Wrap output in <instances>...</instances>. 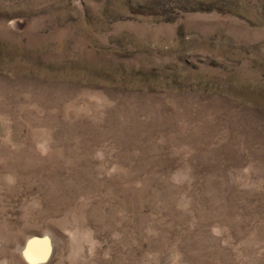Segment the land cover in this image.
Instances as JSON below:
<instances>
[{
    "label": "rangeland",
    "instance_id": "374dc122",
    "mask_svg": "<svg viewBox=\"0 0 264 264\" xmlns=\"http://www.w3.org/2000/svg\"><path fill=\"white\" fill-rule=\"evenodd\" d=\"M264 264V0H0V264Z\"/></svg>",
    "mask_w": 264,
    "mask_h": 264
},
{
    "label": "water",
    "instance_id": "95a60500",
    "mask_svg": "<svg viewBox=\"0 0 264 264\" xmlns=\"http://www.w3.org/2000/svg\"><path fill=\"white\" fill-rule=\"evenodd\" d=\"M53 253V244L47 235L32 236L23 250L24 259L30 264L47 261Z\"/></svg>",
    "mask_w": 264,
    "mask_h": 264
}]
</instances>
